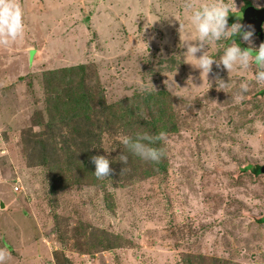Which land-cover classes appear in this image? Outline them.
Listing matches in <instances>:
<instances>
[{
  "label": "rangeland",
  "instance_id": "374dc122",
  "mask_svg": "<svg viewBox=\"0 0 264 264\" xmlns=\"http://www.w3.org/2000/svg\"><path fill=\"white\" fill-rule=\"evenodd\" d=\"M103 1L18 0L23 34L8 46L0 43V248L7 264H183L186 253L203 255L205 264L212 258L218 264H264V173L249 167L264 164V85L254 81L255 67L229 73L214 62L204 77L193 69L181 38L189 36L190 25L185 22L181 33L178 20L164 18L184 19L188 0H110L149 26L142 41H128V35L117 43L110 39L115 24L98 21L117 20L106 15L111 4ZM230 2L240 24L245 3L264 6V0ZM93 4L100 5L89 9ZM251 41L258 47L264 31ZM229 42L213 41L203 51L218 59ZM91 60L84 86L101 78L85 89L95 104L144 88L170 90L176 111L187 119L180 132L165 135L169 164L163 173L143 178L137 170L126 183L85 177L69 185L52 176L46 163L74 153L64 136L73 150L81 138L72 134L75 123L64 120L63 110L49 105L57 95L66 97L80 74L74 81L45 76L49 69ZM218 78L228 81L227 92L217 89ZM246 78L249 88L241 93L238 85ZM90 124L100 139L92 151L108 159L127 133L116 120ZM47 141L56 147L47 144L55 151L45 162Z\"/></svg>",
  "mask_w": 264,
  "mask_h": 264
},
{
  "label": "trees",
  "instance_id": "16d2710c",
  "mask_svg": "<svg viewBox=\"0 0 264 264\" xmlns=\"http://www.w3.org/2000/svg\"><path fill=\"white\" fill-rule=\"evenodd\" d=\"M112 6H117L119 14L112 15L117 18L116 21L111 22L110 26V37L114 43H117V39L121 40L123 37H128V35H133L132 40L128 41H142L145 34L149 32L148 24L142 23V18L137 17L136 12L126 11L125 6L119 2L115 4L110 1ZM90 9V8H89ZM231 20L228 21L232 24L237 20L236 13H232ZM101 20V19H100ZM126 20V22H125ZM125 24H124V23ZM135 22L137 23L134 27ZM103 25H110L104 20L101 22ZM147 23V22H146ZM126 25L127 27L123 26ZM147 27L148 29L142 32L139 28ZM100 27V26H99ZM244 29L242 28V31ZM129 38V37H128ZM241 43L242 46L247 47V45L241 41L240 36L237 35L232 38ZM131 43V42H130ZM126 44V41H121V45ZM115 45V44H114ZM113 45V46H114ZM176 61V60H175ZM94 61H84L80 63H72L70 65H62L54 69H49L47 81L49 77L62 76L67 77L66 81L75 80V77L79 72V84L75 85V88L69 87L66 93V97H61L57 95L54 102L49 105L50 110L56 111V109L63 110L64 120L73 121L75 126L72 129V134L77 135L76 138H81L80 141H74L77 148L73 150L71 139L64 136V146L74 153L66 155L64 158L60 159L58 162H47L49 159L50 151H55L54 148H49L47 144L51 143L55 147L54 142H48L44 146L45 152V162L47 167L50 169L52 176H56V179L68 180L67 183H62V185H69L71 183H77L85 177L89 178L88 181L95 182L96 180L114 181V183H120L121 181H131V176L133 171L139 170L136 174L143 176V178L151 177L163 173L167 170L169 164V142L161 140L158 137L159 133L163 131L166 134L178 133L182 129L180 128L183 121H186V117H182L176 111L174 107L175 100L172 97L170 90L163 88L158 90H137L131 96L122 98L116 102H107L106 100L99 99L96 104L93 102L94 95L91 91L85 89H91L100 83L101 78L96 77L95 83L84 86V74L86 66L93 63ZM176 65L177 62H173ZM77 71V72H76ZM84 86V87H83ZM104 89V87L101 85ZM101 89V90H103ZM75 93L74 95H72ZM264 93V90H262ZM66 112V113H65ZM91 120L95 121H110L116 120L121 124V129L125 131L128 136L135 138L137 133H147L150 136L156 138L153 141H143L144 143H152L153 146L158 147L162 150V157L159 161L154 162L150 160H145L136 155L129 147L115 141L113 144V151L110 152L108 159L110 161V172L104 178H97L94 175L95 165L92 163V158L95 156L94 151H92V146L94 145V140H100L94 138L95 132L93 131V125L90 124ZM47 126H51L50 122H47ZM64 135V134H63ZM62 135V136H63ZM93 137V138H92ZM50 138H52L50 136ZM42 141L39 142V145ZM43 147V143H41ZM49 152V153H48ZM53 153V152H52ZM56 153V152H55ZM123 157V159H122ZM44 158L41 162H44ZM45 165V164H44ZM264 164L249 166L252 168L255 174L264 173L262 166ZM130 167V168H128ZM129 172V173H128ZM121 175V178H116V175ZM113 178V180H112ZM70 180V181H69ZM86 180V179H85ZM126 183V182H124ZM264 222V215L260 218ZM4 246H8L4 244ZM57 253V252H56ZM67 258V257H66ZM205 257L201 254H191L186 253L181 261L183 264H205ZM216 258H212L213 263L208 260L206 264H218L215 262Z\"/></svg>",
  "mask_w": 264,
  "mask_h": 264
},
{
  "label": "clouds",
  "instance_id": "9594fccd",
  "mask_svg": "<svg viewBox=\"0 0 264 264\" xmlns=\"http://www.w3.org/2000/svg\"><path fill=\"white\" fill-rule=\"evenodd\" d=\"M184 7V19L175 14H165L164 18L174 17L178 20L181 33L185 29V22L190 25L189 36L187 38L182 36L181 38L185 45V61L190 63L193 69L200 70V75L204 77L212 72L214 62L217 68L222 67L229 73L234 68L249 69L254 66V81L259 85H264V42H261L258 47L255 46L251 41L252 30L242 31L240 23H228L230 13H236L230 0H209V2L200 4L188 0ZM23 31V10L18 0H0V43L7 44L16 40L22 36ZM237 35L240 36L241 40L247 42V47L232 39ZM221 39L231 42L222 48V54L219 55L218 59L203 51L206 44ZM167 86L168 88L171 87L170 84ZM216 87L218 90L227 92L228 81L218 78ZM238 87L241 93H246L249 88L248 79L240 81ZM240 98V95L235 96L237 100ZM156 138L164 140L165 133L161 131ZM156 138L147 133H137L135 138L128 135L123 136L121 143L129 147L140 158L157 162L162 157V150L153 146L152 143L143 142H151ZM92 163L95 165L94 175L97 178H104L109 174L110 161L105 156H94ZM7 256V251L0 248V264H7Z\"/></svg>",
  "mask_w": 264,
  "mask_h": 264
},
{
  "label": "water",
  "instance_id": "95a60500",
  "mask_svg": "<svg viewBox=\"0 0 264 264\" xmlns=\"http://www.w3.org/2000/svg\"><path fill=\"white\" fill-rule=\"evenodd\" d=\"M263 22H264V7L257 8L255 6H249L244 12V17L241 22L244 30H252L253 33L263 36ZM264 172V165L262 166ZM1 206H4L1 203Z\"/></svg>",
  "mask_w": 264,
  "mask_h": 264
},
{
  "label": "crops",
  "instance_id": "0c3cea01",
  "mask_svg": "<svg viewBox=\"0 0 264 264\" xmlns=\"http://www.w3.org/2000/svg\"><path fill=\"white\" fill-rule=\"evenodd\" d=\"M107 1H109V0H106V2ZM106 2H102V3H100V4H103V3H106ZM100 4H96V7H95V5L93 4L91 7H90V9H97L98 7H99V5ZM109 4V3H108ZM95 7V8H94ZM108 10H110V12H108L106 15L107 16H112V15H115V14H119L118 12H119V10H118V7L115 5V6H112V4H111V8H108ZM101 12H104V11H101ZM104 16V15H103ZM101 19V20H100ZM98 21H103L104 22V20L106 21V22H108V23H111V22H113V21H111V19L110 18H108V17H103V18H100ZM99 31V30H98ZM5 46H8V44H5ZM30 46H32V45H30ZM11 49V48H10ZM32 49V48H31ZM30 49V50H31ZM13 51H14V49H12ZM28 59H30L29 57H28Z\"/></svg>",
  "mask_w": 264,
  "mask_h": 264
},
{
  "label": "flooded vegetation",
  "instance_id": "af4514ba",
  "mask_svg": "<svg viewBox=\"0 0 264 264\" xmlns=\"http://www.w3.org/2000/svg\"><path fill=\"white\" fill-rule=\"evenodd\" d=\"M249 6H255V5L251 4L250 2L245 3L244 6L242 7V13H244L246 8L249 7ZM255 7H257V6H255ZM261 7H264V6H261ZM261 7H257V8H261ZM263 26H264V22H263ZM253 34H255V33H253ZM255 35H258V34H255ZM258 36L261 37L260 35H258Z\"/></svg>",
  "mask_w": 264,
  "mask_h": 264
},
{
  "label": "built area",
  "instance_id": "2783aa9c",
  "mask_svg": "<svg viewBox=\"0 0 264 264\" xmlns=\"http://www.w3.org/2000/svg\"><path fill=\"white\" fill-rule=\"evenodd\" d=\"M15 189H19V187L18 186H15Z\"/></svg>",
  "mask_w": 264,
  "mask_h": 264
}]
</instances>
